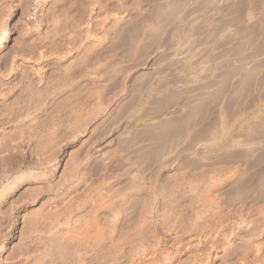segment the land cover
Wrapping results in <instances>:
<instances>
[{
    "label": "bare ground",
    "instance_id": "obj_1",
    "mask_svg": "<svg viewBox=\"0 0 264 264\" xmlns=\"http://www.w3.org/2000/svg\"><path fill=\"white\" fill-rule=\"evenodd\" d=\"M197 2L0 0V264L260 263L264 214L253 219L242 212L253 193L264 195L263 99L253 110L237 108L232 118L229 108L235 104V91L242 93L243 89L234 91L233 86L239 84L232 88L224 80L233 92H226L218 83L219 90L203 101L197 96L200 100L175 103L171 110L154 116L158 121L151 133L143 128V140L133 137L134 142L125 140L127 144L123 141L118 147L113 144L96 151L97 141L90 142L106 119L115 115L118 99L105 96L106 102L115 101L103 106L99 89L92 93V87L85 88L103 67L97 68L96 60L102 58L98 56L92 62L95 65H87L90 58H86L92 55L89 50L109 35L121 36L118 32L138 18L143 22L131 29L136 39L133 33L131 36L136 41L146 39L147 32L161 28L157 23L169 16L195 17L206 9L196 7ZM253 13L252 9L246 12L248 18ZM127 30L123 32L128 36L131 31ZM81 86L84 88L77 90ZM161 86H156V93L171 90ZM75 96L82 100L73 101ZM198 100L195 107L191 105ZM67 109L74 112L69 115ZM63 110V115L72 116L73 126L67 124L72 123L68 117L63 116L67 122L60 118L62 113H58ZM181 112L187 113L183 116ZM103 157V175L87 180L95 162ZM41 168L46 171L39 172ZM256 239H260L258 243H254ZM257 252L260 258L254 256Z\"/></svg>",
    "mask_w": 264,
    "mask_h": 264
},
{
    "label": "rangeland",
    "instance_id": "obj_2",
    "mask_svg": "<svg viewBox=\"0 0 264 264\" xmlns=\"http://www.w3.org/2000/svg\"><path fill=\"white\" fill-rule=\"evenodd\" d=\"M199 1L201 2V0H199ZM202 1L204 2V4H206L208 2L207 0H202ZM200 2H197L194 5L196 7L201 5V8L206 7V9H204L202 12H199L198 15L196 14L195 15L196 18L194 17V15L193 16H187L185 18L183 17L181 19H177V18L174 19V17H176V16H174V17L172 16L173 18L169 16L172 19H169V17H168L167 18L168 20L167 19L166 20L164 19L165 21L162 20L163 24L160 22H159L160 24L157 23L156 26L161 27V28H158L159 30L157 28H154L155 30L157 29L155 31V30H152L153 29L152 28L151 29L152 31L151 30L149 31L151 33L147 32V34H146L147 37L145 36L146 39L143 38L145 40L142 39L141 41H136L135 40L136 39V35H135L136 32L135 31H137V33H140V32H138L139 30L136 29L134 31L135 32V34H134L132 31L135 29V27L137 28L139 26V24H140V26L142 24V23H140V20L142 21V19L137 17L138 21L136 18L135 19L137 21L136 23L139 22L138 24H136L135 20H134V21H132V23H135L134 26H132L133 25L132 23H131L132 25L129 23V25H131V26H129V25L125 26L127 28L129 26V28H130L129 30H127V28L124 27L125 28L124 30H127L128 32L134 28L131 32H129L130 35L127 36V34H124L126 32V31L123 32L124 30L119 31L118 33L122 32L121 36H120V34H119V36L113 34L116 37V39H115V37L112 38L113 35H109L106 38L107 41L104 40L105 42L103 41L100 44L102 47L100 45H97L98 47L100 46L99 49L97 48V46H95V47L91 48L92 52H90L91 49L89 50L88 53L92 54V55L88 54L89 57L86 59L89 60V58H90V60H89V62H88V60H86L88 62L87 65H91L92 62H95V60L97 59V56L99 58L102 57L101 58L102 60L106 57L105 60H103V63H101V61H102L101 59H100L101 61L99 59H97L96 65L98 63L99 64L97 65L98 67L95 66L97 68H99V67L101 68L102 66L105 67V68L102 67V69H100V70L99 69H96V70H99L98 72L100 73V75L106 74V76L103 75V77H106V78H103V77L101 78L99 73L97 71H95L98 73L97 74L98 76L94 75V78L89 80L90 85L92 84V86H90L88 82H86V84L88 83L87 85L85 84L86 87L84 85L83 86L85 88H87V86L92 87L91 88L92 90L90 89L92 91V93H94L93 91H97L99 89L98 94L95 93L94 96L100 95V98L102 97L101 101H103V99L104 100L106 99L105 96L107 97V99H109V98L111 99L112 97L115 100L118 99V101L115 103L116 106H115V110L113 112V113H115V115L111 114L110 115L111 117L110 116L108 117L109 120L106 119V121L104 122L105 125H104V123L101 125L103 128L100 127L98 129V131H96L95 134L90 139L91 144H92V141H94V140L97 141V143H95V144H97V146H96L97 148H95V151L99 150L101 148H105V147L106 148L114 147L115 145H116L115 147H118L120 144H123L126 141H129V143H131L130 141L134 142V141H136V139H137V141L140 139L143 140L144 138H146L145 133H147V134L151 133V131L155 129L154 124H156L158 121V119H156L158 115L164 114L167 111L171 110L173 108V107L171 108V106H175L179 102L181 104H184L185 102H190L191 99H193L192 101H194V99H197L198 97L200 99L202 98L201 100L203 101L204 98L208 97V94H210V92H212V93L217 92V90H216L217 88L219 90L220 86H222V87H223V85L225 86V84H223L224 80H225V82H227L226 86L229 85V87H232V85H235L236 83H237L236 85L239 84V86H233L234 91L240 87H241V89H238V90L243 89L242 93L240 91L236 92L237 90L235 91V93L238 94L237 96H235L236 100H234V102L232 103V104H234V103L235 104L232 107L230 106L231 108H229V110L232 109V112H233V114L231 115L232 118H234L233 117L234 113L236 114V112L242 110V108H243V110L246 109L245 111L253 110L252 108L257 105L259 100L263 99L262 102L264 105V95H263L264 94V41H263L264 38L262 40V37H264V35H263L264 34V23H263L264 22V18H263L264 17V0H209V4L207 3L209 6L207 4H206L207 6L203 5ZM184 3H182V5ZM143 4L148 5V3H143ZM241 7L244 11L241 9ZM257 7H258V9H257ZM37 8H38V5H37ZM198 8H200V6ZM249 9L254 10V13H253V16L248 18L246 12ZM235 10L240 11V12L235 13L234 12ZM216 12H219V13H216ZM211 14L215 15V16L211 17L210 16ZM207 16L211 17L212 19L210 18L211 20L208 21L209 19ZM239 17H241V18H239ZM242 18H244L243 21H241ZM205 19H207V20H205ZM159 21H161V20H159ZM220 25L223 28H221ZM200 27H202V28H200ZM250 27H251V29L249 30ZM226 28H227V30H225ZM213 30H215L217 32H215ZM218 30H221V33ZM223 30H225V31L223 32ZM153 31H154V33H153ZM118 33H116V34H118ZM131 33L134 34L133 37L135 39L132 38ZM212 33H214V34L212 35ZM218 33H220V34H218ZM123 34L127 38L126 37L123 38ZM210 34L212 36H210ZM129 37L132 38V42L130 41L131 39ZM128 38H129V42H127ZM129 43H131V44L134 43V44L133 45L130 44V47H129V45H128ZM245 43H247V44H245ZM106 44H108V46ZM104 45H106V46H104ZM132 46H135V47H133L134 51H133V49H132V51L130 49ZM143 46H144V48H143ZM122 47L124 50L122 49ZM128 47H129V49H128ZM140 47H141V49H139ZM125 48H127V49H125ZM98 51H99V53H98ZM103 51L105 54L103 53ZM101 52H102V54H101ZM105 55L109 56V58ZM230 55H232V56H230ZM111 58H113V59H111ZM86 61H85V63H87ZM118 61H120V62H118ZM89 63H91V64H89ZM100 63H101V65H100ZM137 64L139 67L137 66ZM92 65H95V63ZM104 65H106V66H104ZM258 65H261V66H258ZM106 70H109V71H106ZM115 70H116V72H115ZM108 72H110V73H108ZM128 73H132V74H128ZM234 74H235V77H234ZM123 76H124V78H123ZM109 78H111L110 81H109ZM125 78H127V79H125ZM95 80H97V81L95 82ZM107 80H108V82H107ZM216 81H217V83H216ZM211 82H212V84H211ZM97 83H98V85L100 83V85H99L100 88H97L98 86L96 87ZM101 83H103L102 86H101ZM218 83L220 84V86L217 87V85H219ZM221 83L223 85H221ZM106 84H108V85H106ZM112 84H114V85H112ZM245 84L247 86H244ZM248 84H249V86H248ZM124 85H127V86L125 87ZM157 85L158 86L162 85L164 87L161 86V88L167 87L168 90H170V89L171 90L165 91L163 93H156L155 91L158 90L157 89L158 87H156ZM197 85H199V86H197ZM83 86L79 87L77 90H81L82 88H84ZM106 86H108V88ZM124 87H125V89H124ZM208 87H210V88H208ZM225 87H224V90L226 92H233L231 88L226 87L227 89H225ZM109 89H111V90H109ZM115 89L116 90L119 89V90L116 91ZM121 89H123V91ZM126 89L128 91H126ZM144 89H145V91L143 92ZM129 90H130V93H129ZM150 90L151 91L153 90V92H151ZM115 91L117 92L118 95L121 94L122 97L127 95V94H124L125 92H128L129 94L127 96H125V98L123 97L124 98V100H123V98L120 97V95L119 96L116 95ZM171 91L173 92V94ZM193 91H195V92H193ZM255 91L257 92L256 94H255ZM99 92L101 94H99ZM109 92H111V93H109ZM168 92H171L172 95ZM200 92H201V97H200ZM239 92L241 94H239ZM154 93H156V94H154ZM193 94H196V96L190 98V96H192ZM108 95H110V96H108ZM113 95L117 96L118 98H115ZM173 95H175V97ZM94 96H92V97H94ZM75 97H77V98L72 97L73 101H74V99H76L75 101H78L79 96H75ZM237 97H239V99H237ZM120 98H121V101L119 100ZM170 98H174V99H170ZM166 99H167V102H166ZM255 99L257 101H255ZM81 100H79V101H81ZM91 100H92V98H91ZM115 100H113V101L108 100V102L109 101L114 102ZM199 100L197 102L196 101L193 102L191 105L195 107V105L200 102ZM156 101H158V102L156 103ZM181 101L182 102L184 101V103H182ZM250 101L253 104H251ZM108 102H106V100H105L103 102V106L107 105ZM73 103L76 104V102H73ZM104 103H106V104H104ZM133 103H135V104H133ZM237 104H239L238 107H237ZM154 107H155V109H154ZM237 108L239 109L238 111H237ZM67 110H70V113L67 111V113L69 115L72 114L71 111L74 112V110H72V109H67ZM158 110H161V112L160 111L156 112ZM64 111L65 110L58 113V114L62 113L61 114L62 116L60 115V118L67 114V113H65V115H63ZM75 111H76V113H78L79 110L78 111L75 110ZM123 112H125V113H123ZM186 113L181 112L179 114H181V115L183 114V116H185ZM229 113H230V111H229ZM263 114H264V111H263ZM139 115L142 117L144 116V117L139 118L140 117ZM55 116H56L55 119L57 118L56 121L59 123V121L61 119L58 121L59 116L58 117H57V115H55ZM154 116H156V118ZM171 116L172 115L164 116V117L170 118ZM65 117H68V115ZM69 117H72V116H69ZM68 118H66V119H68ZM63 119H64L63 122H67V120L64 117H63ZM69 119H71V118H69ZM71 120L70 121L72 123L67 122V124H72V126H73L74 121H73V119H71ZM120 120L122 122H120ZM133 120H134V122L132 123ZM60 123H61V121H60ZM131 123H132V125H131ZM138 123L140 124L139 126H142V124H144L146 126L145 127L142 126V128H140L137 126ZM109 124L111 125V127ZM64 125L65 124H63V127H64ZM107 125L110 127V129H108L109 127ZM126 125L129 128L130 127H132V128L128 130ZM61 126H62V124H61ZM151 126H153V127H151ZM125 128L129 132H127V130ZM143 128L146 132L143 130ZM59 129L62 130V127L61 128L59 127ZM135 129L139 132V134ZM132 130H133V132L135 130L134 133L135 134L137 133L136 135L138 136V138L136 135L134 136V133L132 132ZM121 131H122V133L123 132L124 133L122 134ZM131 132H132V135H131ZM141 136L142 137L144 136L143 139ZM133 137L136 139H134ZM106 141H108V142H106ZM104 143H105V145H104ZM108 143H110V144H108ZM127 143L128 142H126V144ZM113 144H114V146H113ZM99 145L102 147H100ZM110 145H112V146H110ZM105 150L107 151L108 149H105ZM105 150L103 152H105ZM105 155H107V154H105ZM103 159L101 160L103 162L102 163L97 158V160L100 164L97 161L95 162V160L93 161V165H94V162H95V165L92 168L95 171L94 170H93L94 172L91 171L92 170V168H91L90 171L93 172V174L90 172L89 175H87V176H89V178L86 176L87 180L88 179L89 180L98 179L103 175L105 170H102V168L105 165V158L103 157ZM42 164H43V162H42ZM42 164H41V166H44V164L43 165ZM95 166L97 168L99 167V169L102 167L101 168L102 172L99 171V169H97ZM45 171L46 170H44V168H41L39 170V172H41V173L45 172ZM99 172H101L102 174ZM98 173H99V175H98ZM95 174H96V176H94ZM91 176H92V179H91ZM96 177H98V178H96ZM258 193L259 192H255V193H253V195L251 193L249 194V195H252L254 199L251 198V200H249L247 202V204L245 205V209L242 212V214L244 216H246L247 215L246 213H248L247 216L253 217V219L262 218V216L264 214V207H263L264 198H262V196H264V195H262L261 192H260V194H258ZM262 193H264V192H262ZM249 195H247V196H249ZM260 195H262V196H260ZM255 197H257V198L255 199ZM248 204H250V205L248 206ZM237 207L239 208L240 205H237ZM237 207H235V208H237ZM246 209H249V210H246ZM257 209L259 211H257ZM234 211H236V209H234ZM255 211H256V213H255ZM257 212H259L261 214L259 215V213L257 214ZM249 213H250V215H249ZM257 240L259 241L260 239L254 240V243H258ZM258 252L256 253V255H254L255 257L258 255ZM259 253H260L259 254L260 257L264 255L263 251H260ZM259 256H257V257L260 258ZM261 258H260V263H258V264H264V256L262 258L263 260H261Z\"/></svg>",
    "mask_w": 264,
    "mask_h": 264
}]
</instances>
